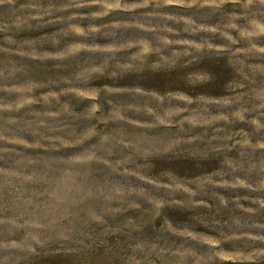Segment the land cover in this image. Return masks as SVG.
<instances>
[{"label": "clouds", "instance_id": "obj_1", "mask_svg": "<svg viewBox=\"0 0 264 264\" xmlns=\"http://www.w3.org/2000/svg\"><path fill=\"white\" fill-rule=\"evenodd\" d=\"M0 57V264H264V0H0Z\"/></svg>", "mask_w": 264, "mask_h": 264}, {"label": "rangeland", "instance_id": "obj_2", "mask_svg": "<svg viewBox=\"0 0 264 264\" xmlns=\"http://www.w3.org/2000/svg\"><path fill=\"white\" fill-rule=\"evenodd\" d=\"M40 34H43V33H40ZM35 35L36 34H28L26 38H35ZM207 67H209L211 70L215 72L222 73V78H221L220 83H218L215 88L210 89L211 91L215 93L222 92L223 89L221 85L223 83V80L227 79L230 76L229 70L223 67V62H221L219 65H207ZM28 74L36 78H45L46 76L49 75V72L47 68L44 66L37 67L35 64H30ZM134 83H136L135 77L120 82V85L121 86H131ZM143 83L147 87L162 89L166 86H172L174 83H176V81L169 80L167 74H157V75L150 74L149 78L143 81ZM165 163H166L165 161L159 162L160 165H164ZM172 166L179 169L181 173H184L188 170H191V174H196L199 171H203V169H199V170L195 169L190 164H188L187 162H183V161H177ZM205 167L210 170L215 167V162L209 161ZM44 264H70V262L64 260L61 257H55V258H50L44 261Z\"/></svg>", "mask_w": 264, "mask_h": 264}]
</instances>
